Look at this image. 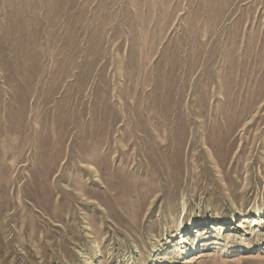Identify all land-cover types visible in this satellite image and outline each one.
Segmentation results:
<instances>
[{"label":"rangeland","instance_id":"1","mask_svg":"<svg viewBox=\"0 0 264 264\" xmlns=\"http://www.w3.org/2000/svg\"><path fill=\"white\" fill-rule=\"evenodd\" d=\"M0 264H264V0H0Z\"/></svg>","mask_w":264,"mask_h":264},{"label":"bare ground","instance_id":"2","mask_svg":"<svg viewBox=\"0 0 264 264\" xmlns=\"http://www.w3.org/2000/svg\"><path fill=\"white\" fill-rule=\"evenodd\" d=\"M234 219V218H233ZM180 227H182V226H180ZM184 227V226H183ZM199 232V230H197L196 231V234ZM194 233V232H193ZM185 235L183 234V236L181 237V242L182 243H184V242H186L188 239L187 238H185L184 237ZM198 242H196V241H194V242H192L191 243V246H190V248L188 249L187 247H186V250H185V252H187L188 250H189V252L188 253H194L195 251H198L197 250V248H198Z\"/></svg>","mask_w":264,"mask_h":264}]
</instances>
